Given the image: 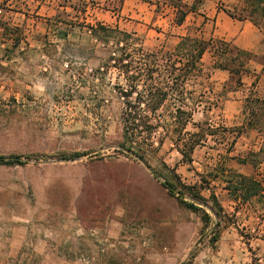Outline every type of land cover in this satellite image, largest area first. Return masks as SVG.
Masks as SVG:
<instances>
[{"label":"rangeland","instance_id":"obj_1","mask_svg":"<svg viewBox=\"0 0 264 264\" xmlns=\"http://www.w3.org/2000/svg\"><path fill=\"white\" fill-rule=\"evenodd\" d=\"M62 2L17 9L0 0V155L22 158L0 162V264H264V204L256 197L232 207L223 177L214 179L222 166L233 164L232 135L214 124L215 111L208 107L207 73L214 60L207 54L183 89H170L183 70L167 61L173 43L156 39L161 17L149 28L126 14L115 19L96 8L83 15ZM214 2L264 30V0ZM97 22L129 34L121 51L113 49L119 35L106 41L93 33L90 26ZM150 67L157 69V87L162 76L173 74L156 112L165 128L148 139L142 122L149 115ZM181 101L199 125L187 126L196 137L170 131L171 112ZM125 102L136 107L141 124L127 141ZM196 139L191 162L182 161L179 150ZM128 145L143 152L151 170L121 150ZM163 182L199 210L180 205ZM194 192L206 203L194 202ZM212 205L220 208L218 217ZM202 211L210 218L207 225Z\"/></svg>","mask_w":264,"mask_h":264},{"label":"crops","instance_id":"obj_2","mask_svg":"<svg viewBox=\"0 0 264 264\" xmlns=\"http://www.w3.org/2000/svg\"><path fill=\"white\" fill-rule=\"evenodd\" d=\"M177 3L184 5L185 11L195 4V9L187 12L181 24L175 18ZM142 5L146 6L144 10L141 9ZM102 11L110 12L115 19L126 14L137 26L149 28L156 25L157 17H161L156 39L164 44L173 43L172 51L183 36L191 35L204 40H224L249 53V58L244 62L245 71L239 76L212 66L208 69L206 92L209 95V110L215 111L214 124L230 132L233 140V147L228 152L233 164L222 166L214 179L218 180L220 175L223 177L222 187L228 205L232 207L241 198L230 196L224 180L226 174L236 172L251 175L246 172L250 168L253 173L257 171L258 180L264 186V30L249 19L231 17L214 0H200L199 3H195V0H123L116 13ZM207 54L210 59H217V53L210 49L204 52L201 62ZM249 155L257 157V166L251 164ZM261 195H264V190L243 201H253L256 197L257 201H261ZM259 211L263 216L261 227H264V207ZM261 232L264 233V229ZM262 242L264 245V239Z\"/></svg>","mask_w":264,"mask_h":264},{"label":"trees","instance_id":"obj_3","mask_svg":"<svg viewBox=\"0 0 264 264\" xmlns=\"http://www.w3.org/2000/svg\"><path fill=\"white\" fill-rule=\"evenodd\" d=\"M44 0H2L5 4H12L17 9L26 8L28 9L30 4L38 3V5L43 2ZM107 1L111 0H79V3L77 5L72 4V0H63L61 6L63 8H66V6L72 8L76 11V13H81L83 15H86L87 11L89 9H102V10H109L114 13L117 12L120 5L122 4L123 0H114L117 1V5L113 7H109L106 3ZM200 0H195V3H199ZM177 11L175 14L176 22L178 24H181L185 16L187 15V12L189 10L195 9V4L189 7V10L185 11L183 9L184 5L177 3ZM231 17L232 16L227 10H225ZM68 15V14H67ZM71 21V20H70ZM255 24V22H253ZM92 28L93 33H101L104 38L108 39L112 35V33L119 35V38H117L116 42L114 43L115 51H121L122 47H119V44L124 40H126L127 37H129V34H127L124 31H121L118 29L117 26L114 28L105 26L104 24L97 22L95 26H90ZM116 35H114L116 37ZM125 38V39H124ZM105 41V42H106ZM213 44H217L214 49V53H217V59L214 61L212 67L213 68H219L229 71L232 75L239 76L242 72L245 71L244 69V62L246 59L249 58V53L245 51H241L237 49L236 47L232 46L230 42L220 40V39H213L209 38L208 40H204L202 38L193 37L191 35H186L181 38L179 43L176 45L173 52H166L168 53V59L167 61L170 62V68L175 70H183L181 74L174 77L172 79V84L175 85L173 88L169 86L170 89L174 90H181L184 87L185 82L187 81L188 75H190L192 70H200L201 65V58L206 50H210L213 47ZM112 48L106 47L104 48V51L106 53H111ZM159 51H150L147 53L149 56L156 57ZM174 57V58H172ZM156 68L150 67L148 69V84H147V104L146 108L149 112V115L146 116V120L143 124L145 127V131L147 133L148 139H150L151 134L157 129V128H165L161 122L159 117L157 116L156 112L161 108L163 103L166 101L168 97V84H169V77L170 74L173 73L170 71L168 76H162V79L164 81H160V86H155V78H154V72H156ZM180 78V79H179ZM164 84L165 86L162 87L161 85ZM126 96H129V94H125ZM135 106L131 105L130 102H125V107L122 113V119H123V138L125 141L128 140L130 137V133H133L141 124L138 122L136 117V110ZM172 122L173 125L170 129L171 132L177 133V134H186L189 136H195L198 134V132H190L187 130V126L191 124L193 127L199 128V125L192 122V109L185 104V102L181 101V104L178 106H175L173 111L171 112ZM199 139L191 141L189 144L188 142H185L184 147L185 149L181 148L179 152L182 155V161L186 163L191 162V157L189 156V152L193 150V148L199 144ZM127 148L128 150L132 151L134 155H136L139 159L144 161L148 166L149 164L145 161L144 154L140 150L135 151L132 146H123ZM249 160L253 166H257V157L253 155H249ZM0 162H6V163H21L19 160H3L0 159ZM257 172V171H255ZM253 173L251 175H243L236 172H231L225 175V180L227 182L226 189L228 190L230 196L234 199H237L240 197L243 200H246L252 196H257L261 191L264 190V186L261 184V182L258 180L257 173ZM162 186L167 189L168 193L170 195H173L176 197L178 203L185 208L191 210L192 212H196L199 210L197 206L194 205L193 202H186L182 198V192L178 191V195L174 193V190H172L170 187H173L168 182H163ZM194 202H201L206 203V200L201 196L200 192H194L191 194ZM262 196V203L264 204V195ZM211 198H213L214 202H216V196L211 194ZM218 203L216 202V206ZM216 206H211V209L213 213L218 217L220 215V208H216ZM203 216L202 219L204 221V224L207 225L209 222V216L205 211H202ZM217 241L216 235L211 238V242L214 243Z\"/></svg>","mask_w":264,"mask_h":264},{"label":"water","instance_id":"obj_4","mask_svg":"<svg viewBox=\"0 0 264 264\" xmlns=\"http://www.w3.org/2000/svg\"><path fill=\"white\" fill-rule=\"evenodd\" d=\"M121 150L124 151L125 153L129 154L130 156H133L134 158L139 160L147 169L151 170L150 167L144 161H142L136 155H134V153L132 151L128 150L127 148H121ZM95 152L96 151L87 152L85 154H82V157L91 155ZM0 159H3V160H22L21 156H19V155H0ZM170 188L172 190H174L173 187H170ZM177 194H179V193L177 192ZM202 240H203V237L200 238V240L198 241V243L194 247H196ZM190 254H191V252L189 253V255ZM181 264H184V262H182Z\"/></svg>","mask_w":264,"mask_h":264},{"label":"built area","instance_id":"obj_5","mask_svg":"<svg viewBox=\"0 0 264 264\" xmlns=\"http://www.w3.org/2000/svg\"><path fill=\"white\" fill-rule=\"evenodd\" d=\"M83 262H84V264H87L88 263V261L87 260H82Z\"/></svg>","mask_w":264,"mask_h":264}]
</instances>
